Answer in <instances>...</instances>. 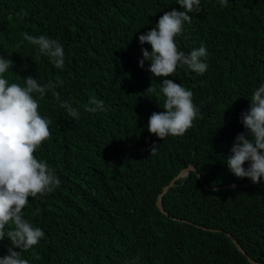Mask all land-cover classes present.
<instances>
[{"label": "trees", "instance_id": "1", "mask_svg": "<svg viewBox=\"0 0 264 264\" xmlns=\"http://www.w3.org/2000/svg\"><path fill=\"white\" fill-rule=\"evenodd\" d=\"M200 7L176 43L186 54L203 44L208 69L197 75L178 67L167 78L193 91L202 118L185 135L161 140L147 124L165 111L164 97L146 90L153 83L159 92L162 78L148 71L150 61L139 66L141 49L152 50L139 36L165 12L183 11L177 0H0V56L14 62L5 77L54 85L37 97L52 123L34 155L61 184L30 197L23 210L45 233L23 253L30 264H252L230 234L264 264V181L244 185L251 180L237 178L225 160L246 132L241 115L253 90L264 83V0H227L224 7L201 0ZM22 9L26 16L17 15ZM25 32L60 42L64 68L38 54ZM53 91L79 118L59 107ZM92 95L105 111H85ZM189 164L196 170L162 197L163 212L159 194ZM229 183L239 185L217 188ZM10 246L0 241V257Z\"/></svg>", "mask_w": 264, "mask_h": 264}, {"label": "clouds", "instance_id": "2", "mask_svg": "<svg viewBox=\"0 0 264 264\" xmlns=\"http://www.w3.org/2000/svg\"><path fill=\"white\" fill-rule=\"evenodd\" d=\"M177 3L183 11L165 12L155 28L139 36L141 45L150 44L152 49L150 52L147 48L141 49L143 59L139 66L143 68L145 60L150 61L148 71L154 77L162 78L159 92L153 83L146 90L157 100L161 94L164 97L162 107L165 111L152 113L147 124L148 131L161 140L185 135L193 122L202 118L194 103L193 91L167 77H172L178 67H186L197 75H203L208 69L204 62L208 52L203 44L186 54L176 43L184 23H191L189 14L200 12L201 0H177ZM220 4L226 6L227 0H220ZM17 15L26 16L27 12L22 9ZM23 39L36 46L38 54L48 57L55 68H64V47L56 39L45 35L32 36L27 32ZM13 63L0 56V241L7 238L11 244L8 254L0 257V264H30L23 253L38 245L45 233L25 219L23 210L30 197L52 193L61 184L55 169L34 155L50 138L52 123L40 114L37 97L43 99L54 85L42 86L31 76L24 78L23 84L10 83L5 73ZM56 79V86H62L63 81L59 77ZM52 94L60 108L69 116L79 118V112L68 101L62 100L58 92ZM249 99L250 108L241 115L246 132L237 135L231 155L225 160L237 178H248L259 184L264 177V83L253 90ZM105 110L104 101L95 95L90 96L85 105V111L90 113ZM157 148L158 145L153 144L151 153L155 154Z\"/></svg>", "mask_w": 264, "mask_h": 264}, {"label": "water", "instance_id": "3", "mask_svg": "<svg viewBox=\"0 0 264 264\" xmlns=\"http://www.w3.org/2000/svg\"><path fill=\"white\" fill-rule=\"evenodd\" d=\"M191 170H196V166L194 164H189L187 167L183 168L167 185L164 186L162 192L159 194V197H158V200H157V205L158 207L165 213H167V211L163 208L162 206V197L169 191V189L174 186L177 182V180L181 177H184L186 175H188L189 171ZM199 176H201V173H199ZM261 181H264L263 178H261L260 182ZM253 183L252 181H248V182H244L243 184L244 185H248V184H251ZM239 185V183H229V184H225L221 187H217V188H234V187H237ZM230 236L232 237L233 239V242L236 244V246L238 247V249L240 251H242L249 259V261L252 263V264H261L259 261L253 259L252 257H250L248 255V253L246 252V250L243 248V246L241 245V243L236 239L234 238L231 234Z\"/></svg>", "mask_w": 264, "mask_h": 264}]
</instances>
